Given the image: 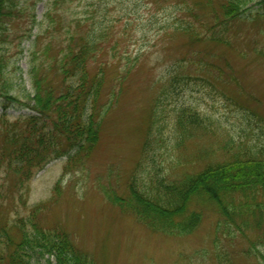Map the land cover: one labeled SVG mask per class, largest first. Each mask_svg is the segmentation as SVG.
I'll list each match as a JSON object with an SVG mask.
<instances>
[{
    "label": "rangeland",
    "instance_id": "rangeland-1",
    "mask_svg": "<svg viewBox=\"0 0 264 264\" xmlns=\"http://www.w3.org/2000/svg\"><path fill=\"white\" fill-rule=\"evenodd\" d=\"M110 1L109 15L104 19L98 8ZM224 1L135 0L128 4L130 0H65L62 21L54 16L56 25L44 20L52 0H36L37 23L31 39L27 37L29 16L19 20L21 26L13 27V37L18 39L8 52V71L15 88L34 91L31 40L42 28L45 35L39 44L46 43L48 37L59 50L69 30L74 33L86 24L74 27L71 13L85 18L95 12L97 17L90 20L94 27L100 24L93 19L102 20L105 27L111 22L115 25L109 43L89 68L90 78L97 75L103 79L97 96L103 110L102 131L84 167L66 171L68 155L52 160L30 181L27 205L23 207L13 198L6 203L8 214L13 218L18 213L26 216L33 206L49 203L58 185L62 192L51 204L47 225H61L78 247L103 264H264L262 257L246 252L253 248L264 254V234L253 233L247 240L236 227L225 226L212 209H206L194 233L162 234L138 222L134 215L123 214L99 189V182H103L124 194L134 174L147 191L161 181H173L184 171H194L185 157L216 148L226 138L224 134L232 135L240 145H264V0H246L242 17L226 24ZM86 4L94 9L84 12ZM187 26L195 29L193 36L185 30ZM214 34L224 36L228 43L210 39ZM19 39L23 41L22 53L16 47ZM175 76H179L177 88H163ZM225 92L258 112L262 124L249 121L242 108L223 96ZM157 97L161 101L154 107ZM1 103L2 99L0 115L6 111L12 119L34 113L13 105L4 110ZM182 110H195L212 124L209 131H199L180 148L176 123ZM150 124L153 136L145 147ZM195 166L200 169L205 164L202 161Z\"/></svg>",
    "mask_w": 264,
    "mask_h": 264
},
{
    "label": "trees",
    "instance_id": "trees-1",
    "mask_svg": "<svg viewBox=\"0 0 264 264\" xmlns=\"http://www.w3.org/2000/svg\"><path fill=\"white\" fill-rule=\"evenodd\" d=\"M30 1L0 0L1 105L4 110L13 105L34 112L13 119L6 111L0 115V264H103L78 247L61 225H47L51 204L62 192L57 184L49 203L33 206L26 216L18 213L17 218H13L8 214L6 203L13 198L19 200L21 206L27 205L30 181L52 160L68 155L65 169L70 171L84 167L91 157L101 138L103 110L99 108L98 97L103 79L97 75L90 78L89 68L115 31L112 22L105 27L102 20L93 19L100 24L94 27L90 20L91 16L97 17L95 12L86 19L71 13L74 27L86 23L85 29L80 27L74 33L69 30L66 38L63 34L66 41L56 50V43L47 41L48 37L46 43L39 44L45 35L42 28L36 39L31 40L30 77L34 91L15 88L8 71L11 64L8 52L18 39L13 37V27L21 26L20 21H24L26 16L31 19L27 37L31 39L33 36L32 30L37 23L36 0L29 6ZM64 1L52 0L44 20L57 25L55 16L62 21ZM212 1L208 0L207 4ZM112 2L100 5V17H108L107 9ZM246 3V0H225L222 3L224 24L242 17ZM91 8L94 9L86 4L84 12ZM120 11L125 10L122 8ZM189 11L195 14L191 7ZM185 30L192 36L196 33L188 26ZM210 39L228 43L224 36L214 34ZM22 42L21 39L16 47H20ZM23 51L24 48L20 47V52ZM178 79L179 76H175L168 80L163 88H177ZM59 88L64 90L59 91ZM223 96L242 108L249 121L262 124L258 112L242 105L227 92ZM160 101L157 97L154 107ZM154 113L155 110L152 116ZM211 124L210 118L195 110H182L176 123L177 145L185 147L195 135L209 131ZM152 126L150 124L145 131V147L153 136ZM224 136L226 138L216 148L201 149L194 156L185 157L194 171H184L173 181H161L150 191L140 184L137 174L129 181L124 194L103 182H99V189L103 197L118 206L123 214L134 215L138 222L154 232L175 236L192 234L202 223L206 209H212L220 215L225 226L236 227L247 240H251L253 233L263 236L264 145H240L232 135ZM202 161L205 166L197 169L195 165ZM246 252L264 260L261 251L249 248ZM43 259H46L44 263Z\"/></svg>",
    "mask_w": 264,
    "mask_h": 264
}]
</instances>
